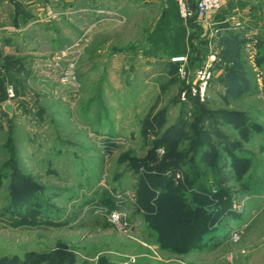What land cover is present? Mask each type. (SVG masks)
<instances>
[{"label": "rangeland", "instance_id": "obj_1", "mask_svg": "<svg viewBox=\"0 0 264 264\" xmlns=\"http://www.w3.org/2000/svg\"><path fill=\"white\" fill-rule=\"evenodd\" d=\"M117 17L74 23L61 50L62 36L41 27L0 50V169L17 152L20 175L50 193L46 211L13 226L2 177L0 264H264V22L235 40L219 24L204 35L192 18L146 28ZM208 64L203 100H181ZM11 65L18 83L3 85ZM219 110L245 127L205 119L209 141L195 157L194 122ZM169 129L181 166L158 183L166 148L154 144ZM163 194L207 212L204 246L171 251L154 216Z\"/></svg>", "mask_w": 264, "mask_h": 264}, {"label": "crops", "instance_id": "obj_2", "mask_svg": "<svg viewBox=\"0 0 264 264\" xmlns=\"http://www.w3.org/2000/svg\"><path fill=\"white\" fill-rule=\"evenodd\" d=\"M188 1L192 6L197 2ZM220 4L219 11L208 12L204 17L195 15L190 23L200 27L204 35L208 36L212 31V24L223 25L222 27L226 28L223 31L225 36H246L245 32L250 29L256 31V25L260 21L264 22V0H220ZM109 12L117 15L119 19L123 18L125 23L139 21L144 26L147 24L146 28H149L152 22L183 23L175 0H0V50L2 47L6 49L11 46L13 50H18L17 38H38L36 31H39L40 27L43 33L51 31L53 38L62 36L63 42L58 44V48L55 47L61 50L66 46L64 42L69 38L71 25L79 24L80 30H83L87 23L106 20L105 14ZM119 19L116 21L121 23ZM47 24L49 26H46ZM212 249L214 251V248ZM224 261L222 264L256 262L233 256L225 257Z\"/></svg>", "mask_w": 264, "mask_h": 264}, {"label": "trees", "instance_id": "obj_3", "mask_svg": "<svg viewBox=\"0 0 264 264\" xmlns=\"http://www.w3.org/2000/svg\"><path fill=\"white\" fill-rule=\"evenodd\" d=\"M237 36L228 34L226 35V39L233 38L236 40ZM238 43L240 42H237V45ZM221 44L225 45V42L223 41ZM3 73L5 80L2 81V84L3 82L13 85L18 83L16 81L17 72L14 71V67L12 65L7 67L5 66L3 68ZM190 99L192 100L193 97H190L188 100ZM3 114L6 115L5 112H3ZM205 114L206 115H204L203 118H199L193 124V127L195 128V136H193V141H195L193 146L195 157L209 141L205 128H201V123H203L205 119L210 121V129L217 123H220V125L233 123L236 127H245L244 125L246 120L242 116H238L236 118V116L234 117L230 113L221 110ZM221 118H223L222 122L219 121ZM171 131L172 129L167 130L154 144L155 147L164 146V148H166V152L164 151V155L161 160H159L156 168L157 176L154 179L158 181V183L164 182V179L157 177H161L166 171H173L174 174L175 170L181 166V154L176 150L175 144L169 143L167 140L168 135L172 134ZM154 160H156V158L152 156L151 161ZM19 163L20 160L18 158V154L15 152L14 155L12 154L9 161H6L0 169V187L2 186L1 179L3 176L6 177V175H9L11 180V192L8 199L9 205L5 208L4 215H9L13 226L22 222V219H27V217L34 219L37 213L40 212L39 207L42 208L43 211H46L47 207L44 206L50 196L48 189L42 185L36 184L34 178L23 177L20 175V168L18 166ZM191 167L194 168V170H197L198 168L196 165H192ZM142 183L145 185V188L147 184H145L144 181ZM219 193L226 194L227 189H220ZM164 194L158 200V207L154 216H158L160 219V221L158 219L157 222L160 225V230L164 231L165 235L171 240L173 239L170 242V247H174V250L171 251L179 254L182 253L181 251H184L183 247L186 246H190L187 248L186 252L191 251V249H197L204 246V241H202L204 236L201 234L207 233L206 231L208 230L207 226L210 219L207 212L199 207L191 208L189 206L190 204L181 203L177 196L172 197L165 195L164 197ZM229 202L230 200L228 199L226 203ZM31 213H33V215H31ZM161 223H163V225H161ZM164 225L165 228L163 227ZM175 235H179V238H172ZM180 240L182 245L178 244V241ZM168 247L169 246H167V249H169Z\"/></svg>", "mask_w": 264, "mask_h": 264}, {"label": "built area", "instance_id": "obj_4", "mask_svg": "<svg viewBox=\"0 0 264 264\" xmlns=\"http://www.w3.org/2000/svg\"><path fill=\"white\" fill-rule=\"evenodd\" d=\"M179 9L180 17L184 22H188L195 15L204 17L208 12L219 11L221 9L220 0H197L195 6H191L188 0H175ZM210 65H206L203 69L195 72V81L198 84L197 89H192L190 93L184 92L181 100L187 101L188 98H198L203 100L204 91L211 77ZM7 96L9 100L14 99L11 89L8 90Z\"/></svg>", "mask_w": 264, "mask_h": 264}, {"label": "water", "instance_id": "obj_5", "mask_svg": "<svg viewBox=\"0 0 264 264\" xmlns=\"http://www.w3.org/2000/svg\"><path fill=\"white\" fill-rule=\"evenodd\" d=\"M3 111H4L5 113H7V114H10L11 111H12V106H11L10 104H6V105H4V107H3Z\"/></svg>", "mask_w": 264, "mask_h": 264}]
</instances>
